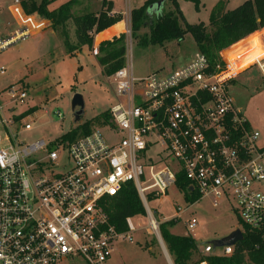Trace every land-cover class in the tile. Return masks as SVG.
<instances>
[{"label":"built area","instance_id":"2783aa9c","mask_svg":"<svg viewBox=\"0 0 264 264\" xmlns=\"http://www.w3.org/2000/svg\"><path fill=\"white\" fill-rule=\"evenodd\" d=\"M12 1L22 30L0 40V51L41 27L19 0ZM122 22L127 39L130 14L129 23ZM221 61L224 67L211 69L197 54L173 72L141 78L125 63L106 78L115 98L109 124L103 125L115 137L111 143L92 130L74 139H63L65 133L51 143L25 144L19 135L32 131L36 110L15 112L27 98L17 83L0 92V264L107 263L114 244L132 242L140 228L135 218H126V231L116 232L101 208L129 184L148 219L147 235L163 244L159 226L180 219L187 209L178 208L159 223L146 197L166 195L180 172L200 200L213 198L216 206L230 198L240 226L261 233L264 242V147L257 146L259 133L235 108L229 87L236 75H228ZM261 72L264 76L263 67ZM160 153L175 168L158 166ZM196 227L195 218L185 224L189 233ZM220 249L215 254L206 244L200 254L230 256L233 246Z\"/></svg>","mask_w":264,"mask_h":264},{"label":"rangeland","instance_id":"374dc122","mask_svg":"<svg viewBox=\"0 0 264 264\" xmlns=\"http://www.w3.org/2000/svg\"><path fill=\"white\" fill-rule=\"evenodd\" d=\"M113 1L114 9L123 11L121 18L128 24L130 11L141 7L144 0ZM177 1L186 23L197 25L208 24L210 12L218 2H225L227 8L233 10L245 0H199L198 12L195 11L192 3ZM10 4L11 0H0V40L2 41L9 38L14 31H18L16 21L8 11ZM63 4L62 0H52L49 9H56ZM100 10L101 1L74 0L71 16L75 18L98 13ZM172 10L171 4L163 1L160 11H156L154 7L148 12L149 23H154L157 16ZM43 23H40L41 27H45L47 21L44 20ZM49 28L52 30L50 26ZM64 29L69 43L76 45L75 25L72 19L66 23ZM148 30L146 25L135 32L132 38L130 34L127 39L124 37L125 63L131 65L133 75L137 78L152 73L166 75L189 64L199 54L190 34H186L181 42L171 41L162 47H143L142 42L147 37ZM54 32L55 34H50L49 29L43 30L36 36H28L23 40L8 43V47L0 51V67L4 69V74L0 75V92L17 83L26 92L27 98L22 105L15 106V112L31 106L39 108L34 117V128L32 131L20 134L19 140L25 144L38 141L51 143L77 126L89 122L91 131H100L111 143L115 137L110 136L100 118V115L107 112L115 103L107 77L102 74L95 62L96 57L89 49H83L75 57H66L60 29ZM257 49L259 53L263 52L262 47ZM230 53H233L232 49L221 53L225 65L236 75L232 80L234 83L229 87V93L235 108L244 116L250 128L259 133L257 146L264 147V76L261 72V67L264 69V60L259 65L250 67L251 63L247 62L249 60L241 59L237 62ZM75 94H79L84 101V114L77 124L74 123L70 107L71 99ZM57 112L61 114V119L56 116ZM157 156L158 166L175 168L173 160L164 158L162 153ZM148 208L152 216L156 213L154 217L159 223H163V220L176 213L178 208L182 211L187 209L181 214L180 219L171 220L175 223L166 229L174 236H189L193 239L197 250L193 253L191 261L201 256L200 251L204 245H211L212 242L227 237L241 228L234 211L235 204L230 198L218 200L216 206L214 199L209 197L189 205L175 185L167 190L166 195L148 203ZM191 218L197 220V227L189 233L185 224ZM136 220L140 228L132 234V242L115 243L113 254L105 264H168V262L172 264V258L166 253L167 262L164 255L166 251L162 250L157 240L147 235L148 219L144 217ZM220 251V248L214 249L215 254H219ZM60 264L84 263L75 259Z\"/></svg>","mask_w":264,"mask_h":264},{"label":"trees","instance_id":"16d2710c","mask_svg":"<svg viewBox=\"0 0 264 264\" xmlns=\"http://www.w3.org/2000/svg\"><path fill=\"white\" fill-rule=\"evenodd\" d=\"M19 1L25 15H36L49 22L53 31L60 29V37L67 55L72 56L74 52L86 46L96 57V63L106 77L124 67L126 54L124 23L120 15L110 16L112 3L109 0H102L101 10L98 13L85 14L75 18L71 16L74 0L53 10L49 9L52 0ZM159 1L161 0H145L141 7L130 11L131 38L142 27L147 25L149 29L147 37L142 42L143 47H162L171 41L181 42L186 34H190L198 53L207 59L211 69H215L217 65L224 67L220 54L232 46L233 53H237L233 55L237 62L250 54H255L254 62L250 67L260 64L264 60L261 53H256L257 47L252 41L258 32L264 29V0H245L233 10H226V3L220 1L212 8L208 24L199 23L197 25L186 23L177 0H162L168 1L173 10L160 14L154 23H149L148 12ZM182 1L192 3L195 11H199V0ZM71 19L75 25L76 45L74 46L69 43L68 35L64 29L66 23ZM210 29L211 31H208ZM228 75L234 76L235 74L231 73L228 68ZM233 83L234 81H231V84ZM100 118L103 121L102 125L109 124L108 111L101 114ZM89 125V122H85L62 138L69 140L87 135L91 132ZM174 185L183 194L184 200L189 205L200 200V197L190 190L189 183L181 172L176 174ZM155 199L151 195L146 197L148 203ZM101 208L108 216L110 225L118 233L126 231V218L145 217L140 199L131 184L125 186L115 197L104 199L101 202ZM174 223L175 221H169L159 226L164 248L167 255L172 258V264H193L197 261H205L207 264H264L262 234L250 231L246 227H241L243 239L233 246L230 256L205 258L199 256L197 260L191 261L193 253L197 250V245L189 236L178 237L170 234L166 228Z\"/></svg>","mask_w":264,"mask_h":264},{"label":"crops","instance_id":"0c3cea01","mask_svg":"<svg viewBox=\"0 0 264 264\" xmlns=\"http://www.w3.org/2000/svg\"><path fill=\"white\" fill-rule=\"evenodd\" d=\"M69 1H71V0H62V4H63V2H64V4L65 3H67V2H69ZM111 3H112V5H113V7H112V11H111V13H110V16H112V15H120L121 17H122V15H123V11H117V10H115L114 9V1L113 0H109ZM227 1H230V0H227ZM12 0H11V4H12ZM145 2V0L143 1V3ZM177 3H178V1H177ZM11 4H10V6H8V11L12 14V16L14 17V19H15V21H16V26H17V28H18V31H14L13 33H12V35L11 36H13V34L15 33V32H20L21 30H22V27L18 24V22H17V19H16V17L14 16V14L11 12V9H12V7H11ZM178 6H179V4H178ZM226 6V10H229V8H227V5H225ZM31 18H32V20L33 21H36V23H43V21L44 20H42V19H40L39 17H37L36 15H33V16H31ZM44 24V23H43ZM49 26H50V24H49V22H47V24L45 25V27H36L35 29H33V31H32V33L29 35V37L31 36V37H33V36H36V35H38L41 31H45V30H47V29H49V32H50V34H55V32L54 31H52L50 28H49ZM10 36V37H11ZM9 37V38H10ZM6 39H8V38H6ZM21 40H23V39H21ZM252 41H253V43H254V45H255V47H262V56L264 57V29H262L261 31H259L258 32V34H257V36H255L253 39H252ZM233 47V46H232ZM232 47H230L229 49H231ZM83 49H87L88 50V48L86 47V46H83V47H81L80 48V50H78V51H76V52H74L73 53V55L72 56H70V55H67L65 52V56L66 57H70V58H72V57H75V56H77L79 53H81V51H83ZM259 49H257L256 50V53H259V51H258ZM230 54H232V55H236L237 53H230ZM260 54V53H259ZM228 55V54H227ZM254 56H255V54H251V55H247V56H245L244 58H243V60H249V61H247L248 62V64L249 63H253L254 61H253V59H254ZM95 62H96V60H95ZM97 64V63H96ZM257 65H259V64H257ZM28 108H32V110L31 111H34V108H35V110H36V114H37V112L39 111L38 109V107H34V106H31V107H28ZM37 108V109H36ZM165 255V257H166V259H167V262H168V256L166 255V253L164 254ZM168 264H170L169 262H168Z\"/></svg>","mask_w":264,"mask_h":264},{"label":"water","instance_id":"95a60500","mask_svg":"<svg viewBox=\"0 0 264 264\" xmlns=\"http://www.w3.org/2000/svg\"><path fill=\"white\" fill-rule=\"evenodd\" d=\"M162 5H163L162 0L157 2V4L155 5V10L160 11V9L162 8ZM70 107L73 113L74 123L77 124L81 121L82 116L84 114V101L79 94L73 95L71 99ZM242 239L243 237H242L240 230H235L227 237H224L218 241L212 242L211 243L212 249L214 250L215 248L232 247V246H235L238 242H241ZM160 246L162 247V250L165 252L166 250L164 248V245L160 244Z\"/></svg>","mask_w":264,"mask_h":264}]
</instances>
